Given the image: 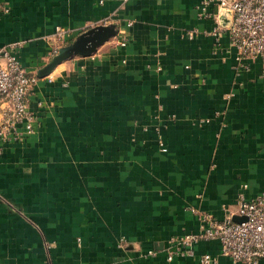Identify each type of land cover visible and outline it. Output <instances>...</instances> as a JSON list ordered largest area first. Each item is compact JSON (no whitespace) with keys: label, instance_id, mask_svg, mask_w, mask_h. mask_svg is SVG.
Here are the masks:
<instances>
[{"label":"crops","instance_id":"0c3cea01","mask_svg":"<svg viewBox=\"0 0 264 264\" xmlns=\"http://www.w3.org/2000/svg\"><path fill=\"white\" fill-rule=\"evenodd\" d=\"M199 5L0 0V47L18 45L28 75L87 29H116L37 79L21 140L0 144V264H163L169 238L264 195L263 67L210 36L229 15ZM217 252L199 242L168 264Z\"/></svg>","mask_w":264,"mask_h":264},{"label":"built area","instance_id":"2783aa9c","mask_svg":"<svg viewBox=\"0 0 264 264\" xmlns=\"http://www.w3.org/2000/svg\"><path fill=\"white\" fill-rule=\"evenodd\" d=\"M211 6L225 11L229 17L223 21L214 19L209 35L217 38L225 34L229 43L241 56L260 61L264 71V0H200V9L205 11ZM188 37L197 33L187 32ZM56 43H62L67 37L64 29H55ZM123 46V40L117 43ZM18 45L0 47V144L21 140L17 129L23 119H27L28 96L37 82L34 75H28L17 61ZM58 47L51 51L55 55ZM28 132L29 125L24 126ZM243 219L233 222L232 218ZM202 225L196 234L176 235L167 240V249L163 264L173 259H191L194 247L199 242L216 241V255L201 254L197 264H218V258L232 264H258L264 261V195L252 201L239 199L236 210L224 220L216 222L207 216L202 217ZM147 256H154L148 252Z\"/></svg>","mask_w":264,"mask_h":264},{"label":"water","instance_id":"95a60500","mask_svg":"<svg viewBox=\"0 0 264 264\" xmlns=\"http://www.w3.org/2000/svg\"><path fill=\"white\" fill-rule=\"evenodd\" d=\"M115 35L116 29L112 24L98 25L87 29L67 45L59 47L47 64L36 71L35 77L37 79L47 77L56 66L74 57H90L96 52L97 48ZM232 220L233 222H241L243 219L233 217Z\"/></svg>","mask_w":264,"mask_h":264},{"label":"rangeland","instance_id":"374dc122","mask_svg":"<svg viewBox=\"0 0 264 264\" xmlns=\"http://www.w3.org/2000/svg\"><path fill=\"white\" fill-rule=\"evenodd\" d=\"M216 242V241H215ZM216 244H217V247H218V243L216 242Z\"/></svg>","mask_w":264,"mask_h":264}]
</instances>
